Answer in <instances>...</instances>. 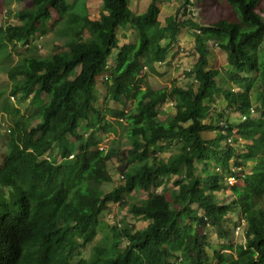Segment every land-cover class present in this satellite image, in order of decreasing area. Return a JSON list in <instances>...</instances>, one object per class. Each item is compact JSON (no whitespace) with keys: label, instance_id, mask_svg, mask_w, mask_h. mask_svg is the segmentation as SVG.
I'll return each mask as SVG.
<instances>
[{"label":"trees","instance_id":"trees-1","mask_svg":"<svg viewBox=\"0 0 264 264\" xmlns=\"http://www.w3.org/2000/svg\"><path fill=\"white\" fill-rule=\"evenodd\" d=\"M101 1L103 11L92 21L70 12L69 0H14L29 6L15 14L18 24L0 29L5 42L29 48L35 34L46 32L52 10L61 18L67 17L66 28L81 20L90 34L85 40L66 39L63 50L48 58L33 57L32 65L38 72L22 73V80L10 90L11 97L18 96L20 101L37 100L42 95L48 96V101L35 115L38 123L24 126L17 122L5 132L6 153L0 165V264H71L74 252L96 237L106 205L112 202L124 207L125 197L135 191L144 192L148 202L132 204L129 211L133 217L148 221L147 227L113 226L109 247L95 246L90 259L75 264H176L171 260L175 251L181 262L211 264L206 238L199 229L212 227L219 236L227 237L223 220L235 210L243 213L247 225L245 243L237 247L236 258L219 254L217 264H264V207L260 204L264 165L259 163L253 169L252 180L245 187L230 186L232 198L220 201L217 193L224 190L223 176L212 164L226 167L233 160L234 166L242 167L246 159L227 141L248 137L258 124L252 115L264 111L261 1L225 0L236 16L231 19L220 18L224 11L211 5V0H185L204 12L214 7L219 15L218 19H204L205 24L191 32L197 60L188 73L197 87L171 86L155 91L129 82L140 77L144 69L154 72V65L165 60L169 48L177 46L181 28H188L186 21L177 23L170 16L161 25L158 0H151L141 14L131 11L130 0ZM119 28L131 29L135 43L119 46ZM161 38L168 40L166 46L160 45ZM209 42L227 54L235 85L250 82L240 74L257 75L262 85L259 107H253L250 95L239 97L218 86V71L208 69ZM259 43L262 46L256 50ZM113 50L118 54L109 70ZM105 73L109 76L103 102H133L123 117L130 148L122 151L100 149L94 133H78L88 119L96 121V132L114 131L113 123L95 106L94 88ZM218 98H224L227 108L242 118L236 129L219 122L214 126L203 123L210 115L205 102L214 103ZM168 100L175 102V114L165 123L157 122L158 107ZM18 114L12 107V117ZM207 130L216 132L214 139L202 137ZM171 143L179 146L175 156L167 162H148L150 148L156 155ZM53 144L60 150V161L44 158ZM112 159L119 164L123 183L95 203L100 186L111 182L107 163ZM172 176L181 177L174 181L177 189L169 197L153 193ZM123 240L127 245L120 249Z\"/></svg>","mask_w":264,"mask_h":264},{"label":"rangeland","instance_id":"rangeland-1","mask_svg":"<svg viewBox=\"0 0 264 264\" xmlns=\"http://www.w3.org/2000/svg\"><path fill=\"white\" fill-rule=\"evenodd\" d=\"M260 1L261 9L264 12V0ZM150 2L151 0H130L129 8L135 14H141L146 11ZM69 4H71L70 12L82 14L92 21L99 19L104 8L101 0H69ZM157 4L160 9L158 21L161 25L164 26L166 24L165 20L168 17L174 16L177 23L186 21V26H188V28H181L176 37L177 46L169 48L165 60L154 65V72H149L147 69H144L140 77L131 80L129 83L141 87L142 89L150 88L154 91L169 89L171 86H177L183 89H196L197 83L194 77L188 73L197 60V55L194 51V40L191 35L192 29L194 30L200 25L203 26L205 24L204 19H218L219 15L216 14L215 8L224 11L221 13L220 18L234 19L236 17L235 13L227 6L225 0H211V5L215 6V8H209L208 12H204L196 6L187 5L185 0H158ZM28 6V3L17 4L14 0H0V29L5 28L7 25L18 24L15 14ZM51 15V20L45 29L46 32L44 34H35L29 48L22 47L19 44H9L2 40L0 34V122L4 125L3 128L0 127V165H2L6 153L7 137L5 132L11 129L17 122L23 123L24 126L27 123H30L32 126L38 123V119L35 118V115L48 101V96L46 95H42L37 100L28 99L24 101H20L18 96L11 97L10 90L13 85L22 80V73L26 71L38 72L32 65V61L34 60L33 57L48 58L52 54L63 50L62 45L66 39L80 38L85 40L90 35L87 28L83 26V21L76 20L77 23L66 28L68 26L67 17L61 18L57 16L54 11L51 12ZM78 31H80L79 34ZM116 35L119 39V46L125 43L134 44L136 41L135 34L131 29L119 28ZM159 43L162 46H166L168 40L161 38ZM262 43H264V36ZM207 45L209 50L208 69H215L218 71V76L216 77L218 86L233 91L239 97L250 95L253 107H259L260 101L258 100V95L262 90V85L257 75L253 73L240 74L241 77L250 78V82L244 85H235L230 79L233 68L227 61V54L215 47L213 42H209ZM261 46V43L257 44L256 50H259ZM117 54V50L112 51V55L108 60L109 70L116 64L115 59ZM143 60L144 59H142V61ZM108 76L109 73H105L97 80V84L94 88V94L97 97L95 106L105 114L107 121L113 123L114 131L108 134L96 132V121L88 119L81 123L78 133L81 135L94 133V139L101 149L107 150L114 148L122 151L130 148L126 133V123L123 117L124 114L133 107V102H115L110 100L106 103L103 102L107 91ZM205 103L210 107L209 118L203 121L205 125L214 126V124L219 122L224 126L227 125L236 129L237 125L240 124L242 118L238 116L233 109L227 108V102L224 98H218L214 103ZM174 104V101L168 100L163 105L159 106L156 121L165 123L171 120L175 114ZM12 107L19 110V114L15 118L11 115ZM218 115H221L222 118H219ZM252 118L258 121V124L250 131L248 137H238L237 142L227 141L229 145L235 148L238 155L246 159L242 167L239 168L234 166L233 160H230L226 167L212 163L215 171L220 176H223L224 190L217 193V197L220 201L232 198L230 186L245 187L252 180L253 169L259 165V163L264 165V111L254 113ZM215 136L216 132L214 130H207L202 133L204 139H214ZM163 144L164 143H162V145ZM221 146H224V142H222ZM178 152L179 146L176 143H171L168 148L164 146L162 152L156 155H154L152 148H150L148 162L151 164H157L161 161L167 162ZM55 153H57L58 156L60 150L56 144H53L48 156L53 157ZM247 155L252 158H248ZM118 165L119 164L114 159L107 163L111 182L100 186L101 193L97 196L95 203L100 199L102 194L110 192L113 188L123 183L121 173L118 171ZM234 173L235 176H237L235 177V182L230 185L226 182V179L230 177L229 175ZM180 177L181 176L170 177L161 188L153 193H164L169 197L172 191L177 189L174 186V181ZM147 202L148 196L144 192L135 191L131 195L125 197L126 205L124 207L117 203H108L100 216V228L98 229L96 237L90 244L75 251L70 259V263L75 264L80 259H90L95 246L109 247L112 242L109 240L112 235L111 229L115 225H132L135 229H145L149 222L144 221L142 218L133 217L129 211V207L132 204H146ZM260 204L264 207V191L260 199ZM237 225L240 226L238 233L235 232V227ZM191 226L194 227L193 224H191ZM223 226L228 233L227 237L219 236L216 229L212 227L199 229L201 235L206 238L208 244L206 251L210 256L211 264H217L219 254H225L228 257L236 258L238 256L237 247L245 243L244 231L247 225L243 220V213L240 210L229 212L223 220ZM126 245L127 242L123 240L120 244V249H124ZM171 260L173 262L175 261L176 264H190L179 261V254L176 251L172 255Z\"/></svg>","mask_w":264,"mask_h":264},{"label":"built area","instance_id":"built-area-1","mask_svg":"<svg viewBox=\"0 0 264 264\" xmlns=\"http://www.w3.org/2000/svg\"><path fill=\"white\" fill-rule=\"evenodd\" d=\"M12 99H13V98H12ZM2 124H3V123L0 122V127H1V128H2V126H4V125H2ZM228 142H230V140H228ZM98 147H99V146H98ZM99 148H100V147H99ZM100 149H101V148H100ZM44 158H45L46 160H50V157H49L48 155H45ZM72 158H73V156L71 155V156H69L68 159L71 160ZM235 177H236L235 175H232V176L228 177V178L226 179V180H227L226 182H228L230 185L233 184V183L235 182ZM228 183H227V184H228ZM117 226L120 227V225H117ZM239 230H240V226L237 225V226L235 227V232L238 233Z\"/></svg>","mask_w":264,"mask_h":264},{"label":"clouds","instance_id":"clouds-1","mask_svg":"<svg viewBox=\"0 0 264 264\" xmlns=\"http://www.w3.org/2000/svg\"><path fill=\"white\" fill-rule=\"evenodd\" d=\"M46 155H49V154H46ZM50 157V156H49ZM53 157H57V153H55L54 155H53ZM51 158V157H50ZM57 159H58V161H60L61 159H59L58 157H57Z\"/></svg>","mask_w":264,"mask_h":264},{"label":"crops","instance_id":"crops-1","mask_svg":"<svg viewBox=\"0 0 264 264\" xmlns=\"http://www.w3.org/2000/svg\"><path fill=\"white\" fill-rule=\"evenodd\" d=\"M51 12H52V10H51ZM52 16V15H51Z\"/></svg>","mask_w":264,"mask_h":264}]
</instances>
